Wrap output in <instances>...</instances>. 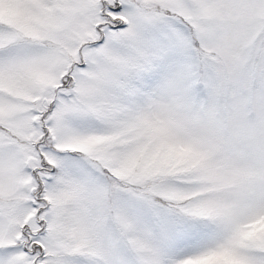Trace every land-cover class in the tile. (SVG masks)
Here are the masks:
<instances>
[{"label":"snow or ice","instance_id":"obj_1","mask_svg":"<svg viewBox=\"0 0 264 264\" xmlns=\"http://www.w3.org/2000/svg\"><path fill=\"white\" fill-rule=\"evenodd\" d=\"M0 264H264V0H0Z\"/></svg>","mask_w":264,"mask_h":264}]
</instances>
